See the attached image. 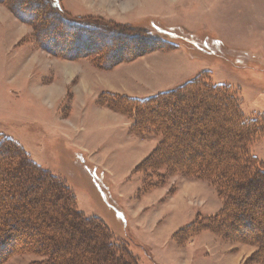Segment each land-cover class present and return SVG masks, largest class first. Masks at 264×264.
<instances>
[{"label":"rangeland","instance_id":"374dc122","mask_svg":"<svg viewBox=\"0 0 264 264\" xmlns=\"http://www.w3.org/2000/svg\"><path fill=\"white\" fill-rule=\"evenodd\" d=\"M81 1L111 16H123L117 11L129 9L126 19L149 16L139 22L102 19L123 25L120 32L127 36H136L115 42L119 51L137 43L140 50H148L118 64L166 54L163 66L154 67L152 72L148 70L151 59L141 61L137 67H142L143 74L138 77L136 62L116 64L104 71L87 58L58 57L36 41L32 25L0 3V137L20 145L31 160L63 180L74 194L77 208L103 221L137 264H264L263 259L256 260L257 244L225 239L202 228L206 223L203 218L216 214L224 203L214 179L191 177L178 166L160 162L141 164L162 142L161 129L142 128L134 111L124 113L100 105L103 91L95 99L104 85L145 97L151 87L168 86L182 77L178 85L163 91L194 79L223 85L235 90L244 116H264V0ZM26 3L16 4L17 9L37 16L39 5L28 9ZM59 3L66 14L79 18L68 12L74 5L72 0ZM87 17L93 16L81 18ZM153 24L171 34L156 30L163 34L148 35ZM10 41L13 45L17 42V47ZM101 42L108 46L109 39ZM27 50L30 58L25 62ZM173 53L180 54L182 61ZM82 59L92 64V70L87 68L84 73L97 76L89 81L88 95L70 108L71 87L67 86L65 100L55 111L43 105L37 83L53 88L54 80L61 82L54 79L61 73L71 79L76 73L74 61ZM71 80L75 85L76 76ZM61 87L50 90L51 96L64 95ZM115 112L118 120H112ZM67 130L71 139L63 133ZM257 133L248 150L264 165V126ZM195 221L197 225L188 227ZM260 230L252 228L244 234L252 236ZM19 238L15 234L12 240L18 244ZM43 259L42 255L19 252L1 264H30Z\"/></svg>","mask_w":264,"mask_h":264},{"label":"trees","instance_id":"16d2710c","mask_svg":"<svg viewBox=\"0 0 264 264\" xmlns=\"http://www.w3.org/2000/svg\"><path fill=\"white\" fill-rule=\"evenodd\" d=\"M24 2L28 9L39 5V14L18 10L16 4ZM0 3L32 25L36 41L58 57L87 58L108 70L148 51L140 50L138 43L119 51L115 42L136 36L125 35L120 32L123 25L99 17L72 18L59 0ZM151 27L148 35L161 36L160 30L171 34L158 24ZM102 38L109 39L108 46ZM98 102L116 111H134L142 128L161 129L162 142L141 164L160 162L178 166L191 177L214 179L224 203L216 214L203 218L202 228L225 239L257 244L255 259L264 260V165L248 150L264 126V116L247 118L235 90L198 79L146 98L105 92ZM193 224L197 222L188 227ZM252 228L261 230L244 234ZM15 234L18 244L12 240ZM19 252L44 256L30 264H137L103 221L77 208L63 180L31 160L20 145L0 137V264Z\"/></svg>","mask_w":264,"mask_h":264},{"label":"crops","instance_id":"0c3cea01","mask_svg":"<svg viewBox=\"0 0 264 264\" xmlns=\"http://www.w3.org/2000/svg\"><path fill=\"white\" fill-rule=\"evenodd\" d=\"M72 1H73L74 5L70 6V8L71 9L73 8L76 11H71L70 8H69V11L67 9L66 10L70 14H72V15H74L76 17L93 16V17H99V18H103V19H106V20L119 21V22H139V21L149 17V16H145V17H139L137 19H131L130 20V19H126V17H125V14L128 13L130 11V9L127 10V11H125V10L124 11L123 10L117 11V13L121 12L123 14V16H119V14H117L116 16H111V14H109L110 12H108V13H107V11H105L106 13H104L102 11L99 12L98 11L99 9L95 8V6H93L92 4H89V2H82L81 0H72ZM10 43H11L12 46L17 47V45H15L17 42H15L14 45H13L12 41H10ZM28 51L29 50H27L26 55L27 54L29 55L30 52H28ZM173 54L177 55V56H180V54H176V53H173ZM28 55H27L26 59H24L25 62L27 60H29V58H30V56H28ZM156 55L153 54V55H149V56H146V57L142 56V57H140L137 60H134L132 62L121 63V64H130V63L133 64V63L136 62V67H137V63H140L141 61H146L149 58V59H151V64H150L148 70L154 72L153 71L154 67L159 68L160 66H163L162 64L164 63L165 60H163V61H161V60L165 58L166 54H161V55H158V56H156ZM180 59L182 61V56H180ZM74 62L77 65V66H75L76 73L75 74L73 73V76L71 77V79H74L75 76H76L77 81H76L75 85H73V83L70 82V81H72L71 79H67L68 74L63 75L62 73L59 74V77L57 76L56 78H54V79L61 80V82H59V81L57 82V81L54 80L51 83L53 85L52 86L53 88H51V87H43L44 86L43 84L37 83V87L38 88H36V89L41 90V92H39L40 93L39 97H41L40 99L43 101L42 102L43 105L51 106V108L55 111L58 108V106L61 104V102H63L65 100V97H66L65 95L67 93L66 91H67L68 87H71L70 90H71V96H72L70 108H72V104H74V102L76 103V101L81 100V98H84V97H86L88 95L87 91H88V88L90 86L89 81H91V82H92V80L94 81V79H96L95 77H97V76L95 75V73H93V74L91 73V75H89L88 73L87 74L84 73V71L86 72L87 68L92 70V68H91L92 64L87 59L77 60V61H74ZM74 62H72V63H74ZM121 64H118L117 66H119ZM70 67H72V66H70ZM141 68L142 67H140V66L137 67V69L135 68V76H138V77L142 76L143 70H141ZM104 71H108V70H104ZM42 74H44V72ZM93 76H94V78H93ZM181 78L182 77L178 78L174 83H172L171 85L169 84L168 86H161V87H154V88L151 87L148 90V91H150V93L147 91L148 93H147V95L145 97H141V95H138V93L140 94V92H138V93H136V92H127V90H125V89L123 90V88L114 87L113 85L108 84V85L101 86L102 89H101V91L98 92V94H96V98L95 99H97V96L102 91L103 92L118 93V94L127 95V96H131V97H137V98H146V97H149L151 95H154L155 93L161 92V91H163L165 89H169V88H171L174 85H178L179 82L181 81ZM56 85L57 86L58 85H62L63 86L61 88L64 89V95L63 94H59V95H57L55 97L51 96L49 91L55 89L57 87ZM49 97H50V99H49ZM48 99L51 101L50 104L46 103V101ZM100 109H101L102 112L104 110L109 112V109H106V108H104V109L100 108ZM116 115H118V114L115 112V116ZM115 116L112 117V120H118V116H116V117ZM122 119H124V118H122ZM122 124L124 125L125 122H122ZM66 132H68V130L64 131L63 133L65 135L69 136V138L71 139L72 137L70 136V134H67ZM139 141H141L140 138H139Z\"/></svg>","mask_w":264,"mask_h":264}]
</instances>
